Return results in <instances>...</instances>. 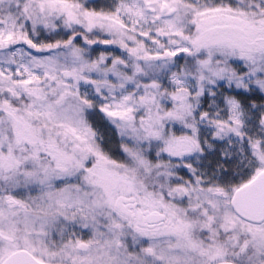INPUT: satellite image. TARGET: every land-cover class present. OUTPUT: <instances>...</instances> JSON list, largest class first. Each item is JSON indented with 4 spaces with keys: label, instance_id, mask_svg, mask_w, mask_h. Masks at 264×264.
<instances>
[{
    "label": "snow or ice",
    "instance_id": "6c2138e0",
    "mask_svg": "<svg viewBox=\"0 0 264 264\" xmlns=\"http://www.w3.org/2000/svg\"><path fill=\"white\" fill-rule=\"evenodd\" d=\"M0 264H264V0H0Z\"/></svg>",
    "mask_w": 264,
    "mask_h": 264
}]
</instances>
